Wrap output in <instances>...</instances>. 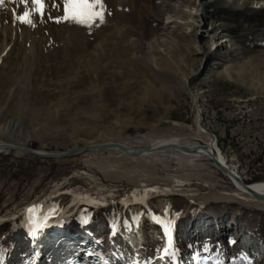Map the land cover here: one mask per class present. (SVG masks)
Wrapping results in <instances>:
<instances>
[{"label":"rangeland","instance_id":"1","mask_svg":"<svg viewBox=\"0 0 264 264\" xmlns=\"http://www.w3.org/2000/svg\"><path fill=\"white\" fill-rule=\"evenodd\" d=\"M197 3L102 0V21L85 26L64 19L62 0H45L31 25L14 19L31 11V0H5L0 142L11 135L27 149L58 154L120 140L148 149L193 137V94L200 124L228 166L246 185L264 183V0H218L200 10ZM243 106L253 119L246 125ZM140 196L146 207L135 201ZM45 217L33 239L31 228ZM133 258L264 264V203L237 196L209 161L187 165L167 150L128 158L102 149L64 159L0 151V264Z\"/></svg>","mask_w":264,"mask_h":264},{"label":"bare ground","instance_id":"2","mask_svg":"<svg viewBox=\"0 0 264 264\" xmlns=\"http://www.w3.org/2000/svg\"><path fill=\"white\" fill-rule=\"evenodd\" d=\"M197 1V0H193V3ZM216 1L218 0H209L208 2L205 3H200L198 0L197 6H198V10L203 9L207 4L208 5H212L214 4ZM200 13V12H199ZM195 14V17L199 18L200 14ZM213 31V29L211 30ZM112 75V74H111ZM129 75V74H128ZM114 78H120V75L113 74ZM105 89L103 90L104 93ZM116 94L115 95H120L119 94V90H115ZM149 93V92H148ZM191 94V93H190ZM191 99L194 105V109L195 111V119H194V132H193V137L191 138H182V137H177V138H168V139H163V140H159L157 142H155L154 144H152V146L148 149H138L135 150L131 144H129V141L126 140H120V141H106V142H102L100 144H96L93 146H101V145H116L119 146V148H113V149H109L112 151H116L124 156H127L128 158H138V157H145L148 155H143L144 152L147 151H153L156 149H162V148H166V147H174V148H179L182 150H185V152L182 151H178V150H172V149H167V151H172L174 152L176 155L181 156L185 159L186 164H190L191 166H198L199 162L202 161H209L211 163V165L216 169L215 166V162H218L220 165H222L224 168H226L230 173H232L233 175H235L240 181L241 183H243L242 179L240 178V176L232 169L228 166V164L226 163L223 155L220 153L219 149L216 146V141L215 138L212 137L210 135V133L199 126L200 123V114H199V110L198 107H196V101L197 98L192 94L191 95ZM117 100V99H116ZM118 108H121V105L118 104L117 102H115V104ZM130 109V108H129ZM13 125L15 126V124L13 123ZM16 127V126H15ZM18 128V127H17ZM16 133V132H15ZM10 134V133H9ZM24 143V142H23ZM93 146H86L84 148H89V147H93ZM4 147H12V148H16V149H20V150H29L27 149V147L20 143L18 140L11 138V135L6 136V141L0 142V151H4ZM78 148H73L71 150H75ZM70 150V151H71ZM132 151H136L139 153H142L140 155H134L132 153ZM165 150H163L164 152ZM39 153H44L41 151H37ZM162 152V151H161ZM138 153V154H139ZM155 153H159V152H152L149 155L155 154ZM54 155L58 154L56 152L52 153ZM213 154V157H212ZM214 158V161L213 159ZM228 179V181L231 183V185L234 187V192H236V195L239 196L240 198H244L247 199L248 201H252L254 203H264L263 200H259V199H255L254 197H251V195L248 193L249 191L252 193H255L256 195L259 196H264V183H254L251 185H246L248 187V189H243L241 186L233 184L231 179H229L228 177H226ZM244 184V183H243ZM136 202L144 204L145 206V199L143 197H139L135 199ZM146 207V206H145ZM129 237L124 236V240H128L129 241ZM169 237L167 236L166 239V244L161 248V253L162 256H164L166 254L165 250L166 246L167 248H169V242H168ZM142 241L141 236L139 235L137 240L134 242H131L130 245L132 246V251H136L135 249V245L136 243H139ZM35 245V244H34ZM35 248H40V246L38 244L35 245ZM176 258V257H175ZM162 262V259H161ZM138 260L133 258L128 264H137ZM158 263V262H157Z\"/></svg>","mask_w":264,"mask_h":264},{"label":"snow or ice","instance_id":"3","mask_svg":"<svg viewBox=\"0 0 264 264\" xmlns=\"http://www.w3.org/2000/svg\"><path fill=\"white\" fill-rule=\"evenodd\" d=\"M5 0H0V5H3ZM21 3H27V0H20ZM64 5V19H72L76 23L81 25H89L90 22L95 20L102 21L103 19V4L102 0H62ZM32 9L31 11H24L22 15H15L14 19H18L20 23H25L31 25L32 13L39 14L41 17L43 16L46 4L45 0H31ZM59 22V21H57ZM33 209H29L31 213ZM48 218L45 217L44 221L41 222L40 225H34L29 235L32 236L33 239L38 238L39 231L42 230L43 227L47 226ZM167 232V229H165ZM167 252V250H165Z\"/></svg>","mask_w":264,"mask_h":264},{"label":"water","instance_id":"4","mask_svg":"<svg viewBox=\"0 0 264 264\" xmlns=\"http://www.w3.org/2000/svg\"><path fill=\"white\" fill-rule=\"evenodd\" d=\"M197 103V101H196ZM199 126H201V124L199 123ZM210 135L212 137H214L211 133ZM113 148H119V146H116V145H101V146H93V147H89V148H78V149H75V150H71V151H67V152H64V153H59V154H52V153H39L37 151H34L32 149H29V150H20V149H16V148H12V147H4V148H1V149H4V150H8V151H14V152H19V153H24V154H27V155H31V156H35V157H39V158H44V159H64V158H68L78 152H84V151H94V150H102V149H113ZM167 149H172V150H178V151H182V152H185V150H182V149H177V148H174V147H166V148H162V149H156V150H151V151H147V152H144L143 155H149L151 154L152 152H161L163 150H167ZM132 153L134 155H140L142 153H139V152H136V151H132ZM139 153V154H138ZM212 157H213V154H212ZM213 161H214V158H212ZM215 166H216V169H218V171H220L225 177H228L229 179H231L232 183L233 184H236V185H239L241 186L243 189H248V187L241 183V181L235 176L233 175L232 173H230L226 168H224L222 165H220L218 162H215ZM251 197H254L255 199H259V200H263L264 201V196H259V195H256L255 193H252V192H248Z\"/></svg>","mask_w":264,"mask_h":264},{"label":"built area","instance_id":"5","mask_svg":"<svg viewBox=\"0 0 264 264\" xmlns=\"http://www.w3.org/2000/svg\"><path fill=\"white\" fill-rule=\"evenodd\" d=\"M247 106V105H246ZM246 106L244 107H242V116L239 118V120L241 121V123L243 124V125H246V124H248V123H250L253 119L250 117V115H248V114H246L245 115V113H249V112H251L250 110L251 109H249V110H247V109H245L246 108ZM244 109V110H243Z\"/></svg>","mask_w":264,"mask_h":264},{"label":"trees","instance_id":"6","mask_svg":"<svg viewBox=\"0 0 264 264\" xmlns=\"http://www.w3.org/2000/svg\"><path fill=\"white\" fill-rule=\"evenodd\" d=\"M9 243H7L6 245H3L2 248H4L5 252H8V249H9V246H8ZM5 254V253H3ZM228 264H245L242 260H239L235 263H228Z\"/></svg>","mask_w":264,"mask_h":264}]
</instances>
